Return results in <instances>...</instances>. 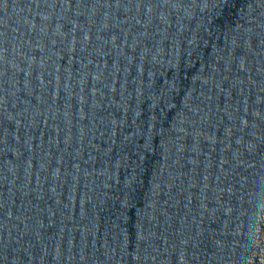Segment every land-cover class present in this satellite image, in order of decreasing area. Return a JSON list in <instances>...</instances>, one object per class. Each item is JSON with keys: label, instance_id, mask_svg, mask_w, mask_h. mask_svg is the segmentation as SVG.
Here are the masks:
<instances>
[{"label": "water", "instance_id": "1", "mask_svg": "<svg viewBox=\"0 0 264 264\" xmlns=\"http://www.w3.org/2000/svg\"><path fill=\"white\" fill-rule=\"evenodd\" d=\"M264 258V0H0V264Z\"/></svg>", "mask_w": 264, "mask_h": 264}]
</instances>
